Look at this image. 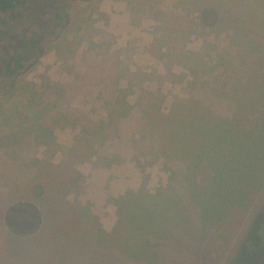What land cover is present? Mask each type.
I'll return each instance as SVG.
<instances>
[{
    "label": "rangeland",
    "instance_id": "1",
    "mask_svg": "<svg viewBox=\"0 0 264 264\" xmlns=\"http://www.w3.org/2000/svg\"><path fill=\"white\" fill-rule=\"evenodd\" d=\"M130 1L68 0L73 21L76 22L70 28L69 40L78 39L85 33L81 43L73 45L76 55L60 57L52 49L35 69L23 75L29 83L36 84L40 92L47 89V80L58 83L60 87H52L39 106L41 108L47 103L48 93H51V97L60 100L64 110L72 116L69 120L61 118L57 114L60 110L55 109L52 113L55 115L50 114L42 120L47 128L55 130L57 148L49 150L37 146L35 142L11 143L12 149L0 148V209L4 210L12 201L31 198V187L38 183L49 191L61 187L62 199L70 206L73 215L70 220H64L66 215L63 211L59 212L52 199L53 204H47L46 209L51 228L47 226L44 232L41 229L37 234L40 237L16 238L15 243L12 242L13 254L25 259L23 261L18 257L16 264H130L116 255L117 252L106 242L100 244L107 249L100 248L101 235L95 237L94 221L98 217L108 229L114 226L116 209L110 202L116 198L109 191L125 181L136 182L130 171L132 167L139 179L137 182H141V187L146 184L148 191L154 193L158 188L167 186L169 173L164 171V160L152 154L153 150L147 147L149 115L157 121L162 115V123L167 121V126L193 127L197 126L202 116L215 113V107L210 108L204 99L209 92L213 94L211 96L216 95L210 90L215 89L220 95H233L231 85L239 80L238 92L233 95L235 102L245 101L252 95L259 100L264 91V0H249L244 8L239 4L235 15L225 10V22L231 21V24L223 29L201 26L199 13L196 12L199 6L190 14L183 8L181 0H155L158 12H163L159 17L150 13L146 5L136 10ZM190 20L194 21L191 25ZM8 24L11 23H4L0 17V53L7 38L3 25ZM232 25L234 29L249 30L251 42L234 45L235 54L231 56L237 58L231 57L226 69L224 63L219 62L218 55L233 46ZM184 26H190L191 33L188 36L178 35L177 31H182ZM20 29L22 26L17 25L16 30ZM164 30L170 32V42L160 46L163 56L158 57L155 43ZM62 48L67 52L70 45L63 44ZM243 53L246 62L242 60ZM193 54L202 57L206 64L204 77H199V82L209 79V91L202 85L201 92L193 90L191 84L197 78L193 73L194 66L191 68L183 61L184 56ZM121 68H127V73L118 84L116 78ZM131 80L135 82L134 86H130ZM118 88L126 90L125 100L129 104L120 102L117 112L111 114L105 99L116 101ZM12 98L26 105L22 110L23 117L31 116L27 110L33 104L29 99L27 103L26 93H16ZM149 102L156 105L146 116L143 109ZM243 103L232 125L237 123L238 131L244 126L256 131V124L264 121V111L246 108ZM6 110L0 108V126H5L4 130L0 129V140L8 136L13 124H17L12 118L4 119ZM229 112L228 108L222 110L224 119ZM231 115L236 116L238 112ZM108 116L112 123L96 138L93 155L77 156L69 168L65 150L79 146L78 139L83 128L93 132L100 122L109 121ZM166 129L163 126L162 130ZM220 137L201 146L200 152L208 154L213 151V162L221 164L224 171L205 182L191 184L192 203L190 198H185L183 204L173 203L154 212L153 218H150L153 220L152 229L146 236L139 227H149L147 215H143L138 223L127 222L125 228L132 233L128 245L131 257L141 253L150 255V251L154 250L152 245L161 244L164 236L160 235L165 232L167 238L173 239L172 245L170 250L163 252L162 262L157 261L159 259L155 254L150 255L148 259L154 264H264V189L258 202L247 203V192L243 191V186L250 181L251 172L247 163L242 164L250 157L248 162L252 159L261 166L264 156L259 158L257 151L248 152V146L233 140L234 136L229 133L224 132ZM158 147L156 144L155 149ZM115 156V162L107 166V162ZM58 166L65 174L58 180L54 176L49 178L48 173ZM70 178L72 180L64 186ZM141 187L133 192L138 193ZM130 199L133 201L131 206L140 204L135 203L138 197ZM86 207L92 212L93 223L82 218ZM138 207L144 210L143 205ZM50 211H56L54 216ZM213 226L216 227L215 236H218L215 243L209 240V230L211 233ZM2 232L0 226V235H4ZM4 244L5 240H0V264H8L10 257L4 254ZM7 245L9 247L8 242ZM210 248L218 252L222 250L223 260L213 255Z\"/></svg>",
    "mask_w": 264,
    "mask_h": 264
},
{
    "label": "trees",
    "instance_id": "2",
    "mask_svg": "<svg viewBox=\"0 0 264 264\" xmlns=\"http://www.w3.org/2000/svg\"><path fill=\"white\" fill-rule=\"evenodd\" d=\"M248 1L249 0H181V4L190 14L196 11V6H199L196 12L199 13V24L201 26L209 29H216L217 27L223 29L225 25L231 24V21L225 22V10L235 15L239 4L244 8L247 6L246 3ZM130 3L134 4L136 10H139L140 6L146 5L148 11L155 17L163 15V12H158L159 10L155 0H131ZM71 9L72 7L68 4V0H35L34 2H30V0H0V17L4 23H11L3 25L7 38L2 44V52L0 53V108L7 109L6 112H4V119L12 118L17 121V124L11 126L12 130H10L8 136L1 137L0 148L7 147L8 149H12V144L15 143L16 145L21 142H27L28 144H33L35 142L37 146H44L49 150L58 147L56 144L55 130L47 128L46 123L42 122V120L50 114L55 115V113L52 114L55 109L60 110L57 114H59L61 118L69 120L72 115L64 110L65 108L60 100L51 97V93H48L49 99L47 103L41 108L39 105L42 102L43 96H46V93L49 92L52 87L59 88L60 85L51 80H47L45 82V84H47V89L40 92L38 86L34 83H29L23 75L35 69L40 60L50 53L52 49H55L60 57H66L67 55L74 57L76 55V49L73 45L81 43V39L84 37L85 33L83 32L79 35L78 39L73 41L69 40L70 28L76 24V22L73 21L74 17ZM193 22V20H190L189 24L191 25ZM17 25L22 26V29L16 30ZM233 26L234 25L231 26L233 33L231 36V43L233 46H230L228 50H222L218 55L219 62L224 63L226 69L228 68L227 63L231 62V57H235L231 56L235 54L234 45L243 41L244 43L248 42V44L251 42V40H249L250 35H248L249 30L243 28V30H241V28H238V30L234 29ZM178 32L180 34H178ZM189 33H191L190 26H184L182 31H177L178 35L183 34L188 36ZM170 35V32L164 30L161 37L156 40L155 50L158 53V57L162 55L160 46L170 42ZM252 43L255 44V41H252ZM63 44H69L70 50L67 52L62 50ZM257 47H261V45L257 44ZM200 54L201 53L198 55ZM245 59L246 55L243 53L242 60L246 62ZM183 61L191 68L194 66L193 73L197 78L195 79L196 81L191 84L193 90L201 92L200 90L202 88L208 87L209 89H207V91H209L211 89V81L209 79H203L202 83L199 82V77L202 75V77H204L203 70L206 67L202 57L193 54L184 56ZM126 69L127 68H121L118 73L119 76L116 78V83L118 82L119 84L120 79L127 73ZM134 83L135 82L131 80L130 86H134ZM238 84H240V81L236 80L235 83L231 85L232 91L230 92L233 95H236L238 92ZM200 85H202V88ZM210 91L215 92L217 96H211L213 94L209 92V96H205L204 99L208 101L209 104H207L210 108L211 106L215 107V113L212 116L208 113L202 116V118L197 121V126L188 127L185 125L176 126V124H173V127H171L167 126V121L162 123L164 121L162 115H159L158 121L150 115L148 117L149 139L147 140V147H149L150 151H154H152V154L159 155L160 160H164V171L169 173L167 186L160 187L152 193L147 190L146 184H143L138 193L129 191L111 200V202L109 200L110 203L116 206L120 219L113 234H108L98 219L94 221L95 228H92L94 235L95 237L101 235L99 245H101L100 242L102 241L106 242L112 250L117 252L116 255L122 257L125 261L127 260L130 264H133L132 262H134V264H154V261L148 259L151 257V254L158 256L157 259L159 260H156L162 262L163 252L170 250L173 239L167 238L165 232H162L163 234L160 236H164V239H161V244L152 245L154 250L152 246L148 245V247H152L150 255L141 253L140 256L134 258L131 257L128 252L130 251L128 245L131 243L129 240L132 233H129V235L126 233L124 223H138L143 215H147L149 218V227H139L141 231L145 232L144 234L146 236L151 232L153 221L151 219L153 218L154 212L163 210L166 206L173 205V203L183 204L185 198H190V202L192 203L189 186L193 183L198 184L201 181L205 182L206 179L224 171L221 164L216 165L213 162V151L211 152L210 150L208 154L205 152L201 153V146L208 144V141H212L217 137L221 139V134L225 132L234 136V139L232 138L233 140H239L240 143L248 146V152H250V150L252 152L257 151L259 155L257 156L259 158L264 156V121L256 124V131L254 128L248 130V128H244L245 126L238 131L237 123L232 125V121L239 116V112L243 106L241 104L242 102H244L243 104L246 108H251L260 112L264 111V91L262 90V95L259 100H255L254 95H252L242 102H235L233 100L234 96L228 95L229 93L220 95L215 89ZM19 92L26 93L27 103L29 99L30 103L33 104V106L27 110L31 113V116L23 117L22 115L24 113L22 110H25L26 105L20 104L19 100L12 98ZM125 93L126 90L118 88L116 101L111 102L105 99V105L110 108L111 114L117 112L116 108H118L120 102L123 101L124 105L129 104L125 100ZM61 94L63 93L61 92ZM148 105H151V107ZM155 105L154 102H149L144 107L143 111L146 116L150 111L155 109ZM226 108L230 109L231 112H229L230 114L228 113L224 119L222 115L225 114L221 112ZM219 109L221 111H219ZM235 112H238V115H231ZM263 114L264 113H262V115ZM231 118L233 119L229 120ZM111 123L112 121L109 117L108 122H100L97 129L93 132L85 130L86 128L82 129L81 136L78 139L79 146L76 149L72 147L65 150L67 155L66 159L70 163L69 168L72 167L74 160L81 155H90V157L93 155L94 152L92 151V147L96 138L98 135H102ZM210 125L214 126L211 127ZM163 126L167 128L165 131L162 130ZM0 129L4 130L5 126L1 124ZM155 132L159 136H157ZM19 137L20 140H16V138L19 139ZM156 144H158L159 147L155 149ZM115 158L116 156L110 159L106 165L110 166L114 163ZM249 158L242 162L243 165L247 163L251 172V179L248 183L244 184L243 191L247 192V203L253 204L254 202H258L260 196L263 194L264 160H262V165L259 166L257 162L254 163L252 159V162H248ZM208 161L210 163L207 168ZM228 164L229 162H227V165ZM59 169L60 166L56 167L54 171L52 169L53 172L50 174L47 171L49 178H53L54 176L55 180L60 179L65 173ZM75 174L78 173L76 172ZM71 180L72 178L67 180L64 186ZM31 194V198L12 201L6 205L4 210L0 209V226L4 234L0 235V240L2 242L5 240V244L3 245L4 254L10 256L7 260L8 264H14L18 261V257L25 261L24 258L14 255L11 250L12 242L15 243L16 238L29 239L34 236L40 237V234H37L40 233L41 229L44 232L47 226L51 228V219L48 214L46 215V213H49V211H46L47 204H53L54 201L58 206L59 212L63 211L66 215L64 220H70L73 215L70 206H67L62 199L61 187L56 191H49L45 186L35 183L31 187ZM133 197H138L139 200L135 203L140 204L131 206L133 201L130 198ZM141 205H143L144 210L138 207ZM55 213L56 211H50V214L53 216ZM91 214L92 212L90 209L86 207V211L82 215L83 220L93 223ZM215 229L216 227L213 226L211 233L209 230V240H212L213 243L218 240V236H215ZM157 236L160 238L158 234ZM102 238H104V240ZM247 238H249V233L246 240ZM7 242L9 243V247ZM100 248L107 249V246L101 245ZM210 251L213 255L221 257L222 250L218 252L214 248H210ZM220 260L222 261L223 258L221 257Z\"/></svg>",
    "mask_w": 264,
    "mask_h": 264
},
{
    "label": "crops",
    "instance_id": "3",
    "mask_svg": "<svg viewBox=\"0 0 264 264\" xmlns=\"http://www.w3.org/2000/svg\"><path fill=\"white\" fill-rule=\"evenodd\" d=\"M130 171H131V173H133V175L135 176V181H136V182H134V183H130V182H128V181H125V182H123L122 184H120L119 186H116V188H114V189H112L111 191H109V193H110L114 198H117V197H119V196H121V195H124V194H125L126 192H128V191H136L137 189H139V188L141 187V182H137V180H139V179H137V177H136L135 168H134V167L130 168ZM107 198H108V197H107ZM107 198H106V199H107ZM103 201H104V199H102V202H103ZM102 202H101V203H102ZM111 205H113V204H111ZM113 207L116 209V217H117L116 222L114 223V226H112L111 229H108L107 226H105L102 222H100L101 225L103 226L104 230H105L108 234H111V233L113 234V232L115 231V229H116V227H117V225L119 224V221H120L119 216H118L117 208H116V206H114V205H113ZM97 219H98V221H100L98 217H97ZM126 225H127V224L124 223V228H125ZM125 230H126V233L129 235V232L127 231L126 228H125Z\"/></svg>",
    "mask_w": 264,
    "mask_h": 264
}]
</instances>
